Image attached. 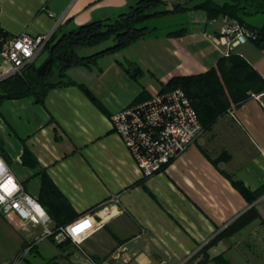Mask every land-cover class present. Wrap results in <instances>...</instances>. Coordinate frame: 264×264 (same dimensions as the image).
Here are the masks:
<instances>
[{
  "label": "crops",
  "instance_id": "1",
  "mask_svg": "<svg viewBox=\"0 0 264 264\" xmlns=\"http://www.w3.org/2000/svg\"><path fill=\"white\" fill-rule=\"evenodd\" d=\"M137 1L0 0V33H46L57 18L56 32H68L126 12ZM166 1L168 8L184 4L186 9L153 18L159 25H149L156 28L152 34L89 65L70 67L66 83L51 88L44 102L30 95L0 103V156L13 175L46 211L42 187L49 176L79 214L73 222L87 221L80 244L60 248L51 239L61 250L52 259L61 256L65 264H88L90 257L102 264H199L214 236L254 205L259 216L207 247V259L219 264L214 258L223 255L232 264H264L262 100L250 93L232 105L161 172L147 178L112 126L118 109L150 98L174 76L206 72L223 57L242 56L264 78V46L250 41L226 55L225 45L219 50L204 37V32L221 30L226 14L210 17L197 6L206 0ZM240 17L250 28L263 27ZM99 45L83 47L80 51L90 50L81 54L111 46ZM234 181L242 182L250 196ZM37 226L18 214L0 213V264L28 260L21 253L32 241L37 244L33 251L41 253Z\"/></svg>",
  "mask_w": 264,
  "mask_h": 264
},
{
  "label": "trees",
  "instance_id": "2",
  "mask_svg": "<svg viewBox=\"0 0 264 264\" xmlns=\"http://www.w3.org/2000/svg\"><path fill=\"white\" fill-rule=\"evenodd\" d=\"M233 1L234 3L220 5L212 0H206L197 6L205 9L210 17H215L220 13L239 16L241 10H245L246 13L264 12V0H252V2L259 3L258 8L253 10H246L247 6L241 5V0ZM167 3L166 0H139L130 6L128 11L119 14L123 19L121 18L109 25L106 31L97 30L100 26V20H93L68 32L61 34L56 32L46 47L48 53L43 62L40 64L33 62L26 66L22 73L14 74L0 81V103L6 98H21L30 95H33L36 100L44 102L51 88L66 83L64 78L70 67L89 65L98 56L106 52L121 49L142 37L152 34L156 28L141 24L146 19L186 9L184 4H175L169 8L153 10L159 5H167ZM239 18L243 22L240 16ZM261 28H264V25ZM111 36L115 40L111 46L91 55L81 54V48L97 45ZM256 43L264 46V38L256 41ZM55 76H57V80H53ZM176 87L184 89L198 112L204 130H206L228 108L246 99L250 91L258 92L264 89V78L246 59L234 54L230 57L221 58L216 66L206 72L172 77L163 85L161 91ZM2 154H4V142L0 136V155ZM234 184L247 196H250V192L242 182L234 181ZM42 192L44 197L42 198V205L55 221V232L61 226L73 222L78 217L79 214L66 202L49 176H44ZM255 197L254 194L252 199ZM258 216V210L253 205L236 217L204 247L203 252L206 256L199 264H208L207 247L213 245L222 237L236 233ZM51 239L55 241L54 237ZM57 244L60 248H64V245L69 244V242H58ZM36 246L37 244H34V241L26 243L29 251L37 250ZM214 259L219 264H232L223 255Z\"/></svg>",
  "mask_w": 264,
  "mask_h": 264
},
{
  "label": "built area",
  "instance_id": "3",
  "mask_svg": "<svg viewBox=\"0 0 264 264\" xmlns=\"http://www.w3.org/2000/svg\"><path fill=\"white\" fill-rule=\"evenodd\" d=\"M60 22L61 18H57L54 27L42 34L24 31L8 36L0 33V81L22 73L26 66L35 62L55 35ZM204 37L219 50L225 45L223 53L229 55L240 44L263 39L264 28H250L226 14L221 30L204 32ZM263 94L251 93L264 105ZM111 122L144 178L161 172L204 132L196 108L181 87L159 91L150 98L123 106L112 114ZM0 161V213L5 216L18 214L33 224L42 225L45 237L53 235L55 230L50 227L47 211L25 191L1 156ZM86 223L81 219L61 226L57 231L60 240L69 236L80 244ZM76 225L78 228L74 231L72 228ZM87 263L102 264L91 257Z\"/></svg>",
  "mask_w": 264,
  "mask_h": 264
},
{
  "label": "rangeland",
  "instance_id": "4",
  "mask_svg": "<svg viewBox=\"0 0 264 264\" xmlns=\"http://www.w3.org/2000/svg\"><path fill=\"white\" fill-rule=\"evenodd\" d=\"M217 2H220V3H223L224 1H230V0H215ZM248 1V2H247ZM251 0H241L240 1V4L241 5H246L247 8L246 10H253L255 8H258L259 6V3L258 2H250ZM168 6L167 5H159L158 7H156L155 9L153 10H160V9H164V8H167ZM244 9V8H243ZM239 16H243V18L245 19V21L249 22V23H252L253 25H264V13L259 11V12H256V13H253V14H247L245 12V10H241ZM239 16H233L234 18H237V19H240ZM123 19V17L119 16V15H116V16H112V17H107V18H103V19H99L100 20V26L97 28V30L99 31H106L108 29V26L113 24L114 22L118 21L119 19ZM153 18L155 17H152V18H149V19H146L145 21H143L141 24L142 25H146L147 27H150L151 25L154 26V25H159V21L158 20H152ZM168 18H174V17H168ZM162 24V22H160ZM165 25H168L166 24V21L164 22ZM150 25V26H149ZM163 25V24H162ZM152 28V27H150ZM64 33V32H62ZM57 34H61V32H58ZM115 40H114V37H110L109 39L99 43L100 45L98 47H104V46H107V45H112L114 44ZM98 45V44H97ZM88 50L90 49H86L84 51V49H82L80 52L83 53V52H88ZM48 52L47 48L42 52V54H46ZM45 58V56H41L39 61L37 62L38 64L41 63V61ZM253 91H250V93H252ZM173 161V160H172ZM171 161V162H172ZM74 223V222H72ZM37 227L40 228V230L37 232V235H35V240H37V238L43 236V238L40 240H38L39 242V249L41 251L40 252H37V251H29V250H26L25 252L23 251L21 254L23 255L25 253V256L24 257H27V259L29 260H24V258L20 259L19 262H17V264H65L64 261H63V258H61V256L59 257H56V258H51V256L55 255V253H58L59 254V251L61 252V250L57 249V246L55 245V243L51 240L52 237H54L55 239V242L58 243V242H66L68 241L69 244H75V241L72 240L71 237L67 236L64 240H60V235L55 232L52 235L48 236V237H45L44 236V227L42 225H38ZM52 236V237H51ZM64 236V235H62ZM34 237V236H33ZM56 248V249H55ZM58 250V252H56ZM19 259V258H18ZM17 259V260H18ZM14 262H16V260H14ZM31 262V263H30Z\"/></svg>",
  "mask_w": 264,
  "mask_h": 264
},
{
  "label": "bare ground",
  "instance_id": "5",
  "mask_svg": "<svg viewBox=\"0 0 264 264\" xmlns=\"http://www.w3.org/2000/svg\"><path fill=\"white\" fill-rule=\"evenodd\" d=\"M0 163H1V161H0Z\"/></svg>",
  "mask_w": 264,
  "mask_h": 264
}]
</instances>
